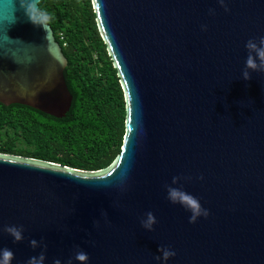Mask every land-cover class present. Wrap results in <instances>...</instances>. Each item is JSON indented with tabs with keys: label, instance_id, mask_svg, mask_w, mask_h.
Instances as JSON below:
<instances>
[{
	"label": "water",
	"instance_id": "water-1",
	"mask_svg": "<svg viewBox=\"0 0 264 264\" xmlns=\"http://www.w3.org/2000/svg\"><path fill=\"white\" fill-rule=\"evenodd\" d=\"M226 2L229 12L218 0H93L126 96L122 153L97 172L0 153V228L25 230L18 243L0 232L11 264L39 255L31 239L47 245L44 264H79L77 250L88 264H165L154 259L161 246L176 253L166 264H264V73L242 79L246 41L264 36V0ZM67 66L51 26L0 0L1 104L65 117ZM166 184L209 216L189 223ZM149 211L153 231L140 223Z\"/></svg>",
	"mask_w": 264,
	"mask_h": 264
},
{
	"label": "trees",
	"instance_id": "trees-1",
	"mask_svg": "<svg viewBox=\"0 0 264 264\" xmlns=\"http://www.w3.org/2000/svg\"><path fill=\"white\" fill-rule=\"evenodd\" d=\"M68 66L72 94L65 117L0 103V153L97 172L121 155L127 132L126 96L97 23L93 0H42Z\"/></svg>",
	"mask_w": 264,
	"mask_h": 264
},
{
	"label": "clouds",
	"instance_id": "clouds-1",
	"mask_svg": "<svg viewBox=\"0 0 264 264\" xmlns=\"http://www.w3.org/2000/svg\"><path fill=\"white\" fill-rule=\"evenodd\" d=\"M221 7L224 8L225 12H229L230 9L227 6L226 0H218ZM21 9L24 10L25 15L29 18L30 22L37 26L42 27L46 32L48 31L50 24L54 17L47 11L42 9L39 4L40 0H19ZM210 15H215V9H209ZM202 30H207V26H202ZM245 48L247 50V57L245 61V67L242 71V79L250 80L252 72L264 73V36L258 38H250L245 43ZM201 180L203 176L199 177ZM188 180L190 177L174 176L172 178V185H177L180 181ZM167 192V199L172 204L181 205L186 211L190 212L189 223H195L199 217L207 218L209 216V211L202 207L198 198L193 196L184 190L183 185L179 187H173L171 185H164ZM106 215V213H102ZM146 218H142L140 223L141 226L148 231H153V226L157 223L155 215L149 211L145 214ZM24 227L23 225H8L0 228V232L7 233L13 238L14 242H22L24 240ZM30 247L35 250L41 248L39 255L30 257L26 264H44L46 260L47 245L43 242V239L37 241L36 239H31L29 241ZM158 251L161 255L154 257L156 261L166 262L176 255L169 247H159ZM14 259V253L8 248L0 249V264H11ZM74 259L79 262V264H88L89 256L83 250H77L74 254ZM53 264H61L60 259H55ZM67 264H72V258L67 260Z\"/></svg>",
	"mask_w": 264,
	"mask_h": 264
}]
</instances>
